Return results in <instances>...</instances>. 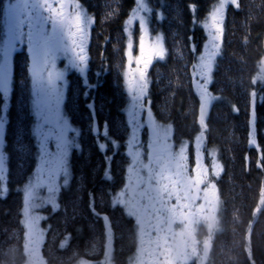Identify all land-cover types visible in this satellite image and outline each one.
I'll list each match as a JSON object with an SVG mask.
<instances>
[{
	"label": "trees",
	"instance_id": "1",
	"mask_svg": "<svg viewBox=\"0 0 264 264\" xmlns=\"http://www.w3.org/2000/svg\"><path fill=\"white\" fill-rule=\"evenodd\" d=\"M216 1L148 0L152 11L149 28L162 34L165 54L148 71L147 99L154 119L170 127L175 147L191 145L203 129L205 154L214 153L222 166L220 177L214 179L219 192L220 230L210 242L205 264H264V0H238L224 12L209 87L214 101L201 123L192 71L206 39L202 23ZM5 2L0 0V44ZM83 3L94 17L86 77L99 86L89 90L87 99L82 78L71 81L68 88L63 112L79 130L76 143L80 147L70 153V179L60 187L56 209H41L46 236L40 253L45 264L101 259L105 218L114 243L112 261L124 264L134 250L133 228L112 202L124 186L129 165L124 152L130 98L123 84V22L135 1ZM25 59L24 50L13 56L14 88L3 146L8 171L7 193L0 195V264L25 262L21 188L37 157ZM260 69L263 74L258 78ZM98 71L99 77L95 75ZM92 102L94 113L86 106ZM99 142L108 143L107 154L112 156L108 179Z\"/></svg>",
	"mask_w": 264,
	"mask_h": 264
},
{
	"label": "rangeland",
	"instance_id": "2",
	"mask_svg": "<svg viewBox=\"0 0 264 264\" xmlns=\"http://www.w3.org/2000/svg\"><path fill=\"white\" fill-rule=\"evenodd\" d=\"M135 5L129 11L127 18L124 20L123 33L125 34V70L123 72V84L127 93V83L125 76L130 78L132 83V97L134 98V115L132 121L129 123L127 109L131 105V97L129 104L126 107V120L128 124V138L124 152L128 158L129 165L125 171L124 186L114 195L112 205L118 206L122 209L124 216L130 221L133 228L134 250L124 264H205L208 259L210 251V242L216 232L220 230L219 224V192L215 183L206 185L205 190H202L201 185L206 184L209 176L214 179L220 177L222 173V166L216 159V155L212 152L206 157L203 149L204 134L203 129L197 135L194 142L191 144L193 162V172L190 168V155L187 150V144H183L175 149L173 140L171 139V129L169 126L161 125L152 116L150 102L146 99V94L149 91V76L148 71L152 64L159 60L164 55V43L162 34L152 33L149 28V16L152 13L148 0H134ZM238 0H217L212 7V10L205 17L202 23V29L205 32V43L201 53L197 55L193 67V85L194 92L197 95L200 106V122H204L207 118V112L210 104L214 101L212 94L209 92L210 83L212 81V71L215 65V58L219 54V47L221 44V23L224 12L229 6L234 7ZM9 6L8 0L4 4V13ZM3 13V34L0 44V60L3 59L2 50L5 47L6 29L5 19ZM92 20H87L84 16L80 21V30H83L82 36L89 39V33L93 26ZM45 27V26H44ZM46 30V27H45ZM67 32V31H66ZM62 35V43L64 46L71 49L72 37L67 32ZM23 39V38H22ZM25 46H22L23 44ZM24 43L16 42V50L13 56L21 50L25 51L27 60V71L30 81V92L32 101V81L29 73V66L31 65V56L28 52L27 41ZM64 53H57L56 65L58 69L64 70L65 75L70 72H76L68 66V57ZM13 68V63L11 64ZM13 73V71H12ZM77 73V72H76ZM78 74V73H77ZM263 74L260 69L258 78ZM82 78V77H81ZM63 84L64 94L61 104V112L66 102L68 87L67 80ZM60 84L61 82H57ZM14 88L13 74H12V88L10 95V102L6 112L8 122V111L11 106L12 90ZM145 94V95H144ZM3 101L0 100V107ZM34 118L35 116L32 112ZM68 120V118H66ZM69 122V121H68ZM7 124V123H6ZM71 125V123H69ZM69 138L77 136L75 133H69ZM35 139V137H34ZM5 139L0 143V154L4 155V173L0 172V195L5 197L6 190V173L7 158L4 151ZM37 146V157L34 168L29 179L22 190V208H21V222L24 229V248L25 254L24 264H45L40 253L41 246L44 244L46 232L42 227V220L44 218L42 210L45 207L56 209L58 204V193L60 187H64L63 179L59 181L53 178L51 181L37 180L34 176L39 160V145ZM51 146V145H50ZM76 148L70 149V153ZM69 153V157H70ZM206 160L209 161V166L205 167ZM69 167V166H68ZM70 176V172H69ZM70 179V177H69ZM69 183V182H68ZM199 186L197 196L193 190ZM47 185V186H44ZM183 190H179L182 189ZM51 189V190H49ZM186 191L192 193L190 201L194 198L198 202L197 209L200 211L201 218L198 217L196 210H182L179 212L177 219H173L171 213L166 214L159 211L162 206L167 209L168 202L180 199L182 202L186 200ZM190 213L192 216L186 218L185 213ZM197 212V214H196ZM182 216H181V215ZM157 215L162 216L164 222L163 228L157 235L149 236L148 233H154L155 225L158 223ZM107 219L104 218V254L101 259L97 261H82L80 264H115L113 259L114 243L111 238V229L108 228ZM171 222V223H170ZM203 224L205 229V236L201 230L200 235L203 236L202 247L190 243L187 233L195 232L196 228ZM171 229L170 243L167 246L166 242L168 233ZM208 235V237H206ZM159 239V241H158ZM158 241L157 244H153ZM157 245V249L154 248Z\"/></svg>",
	"mask_w": 264,
	"mask_h": 264
},
{
	"label": "snow or ice",
	"instance_id": "3",
	"mask_svg": "<svg viewBox=\"0 0 264 264\" xmlns=\"http://www.w3.org/2000/svg\"><path fill=\"white\" fill-rule=\"evenodd\" d=\"M9 6L4 13L6 40L2 50L3 59L0 60V100L3 101L0 107V143L5 135L11 88H12V67L10 58L16 50V42L24 43L26 38L28 52L31 56L29 73L32 81V112L35 116V125L32 134L39 145L40 164L34 174L37 180H49L56 178L63 179L66 186L69 182V153L70 149H78L80 145L75 139L69 138V133L79 135V130L73 128L61 112L63 101V84L65 81L64 70L58 69L56 65L57 53L61 52L68 57V66L76 70L82 77L84 93L87 99L89 90L97 88L98 84H91L87 80L89 57L81 55L75 37L80 30V19L82 12H76L73 17L74 8H79L78 0H8ZM69 8L72 11H69ZM42 13H46L42 14ZM45 24H50V30H45ZM75 29L73 31L72 29ZM26 29V31H25ZM67 29L73 37L72 47L69 49L62 43L61 35ZM100 72H96L97 77ZM127 93L131 97V105L127 109L129 123L134 115V98L132 97V83L130 78L125 76ZM61 82L58 84L57 82ZM94 113V102L86 105ZM93 133L97 129L93 127ZM107 137V132L104 133ZM113 147H118L115 141H111ZM51 145V146H50ZM98 150L106 161V179L110 177V169L107 165L112 159L108 155V143L99 142ZM0 172L4 173V155L0 154ZM47 186V185H44ZM51 190V189H49ZM94 200V197H92Z\"/></svg>",
	"mask_w": 264,
	"mask_h": 264
},
{
	"label": "flooded vegetation",
	"instance_id": "4",
	"mask_svg": "<svg viewBox=\"0 0 264 264\" xmlns=\"http://www.w3.org/2000/svg\"><path fill=\"white\" fill-rule=\"evenodd\" d=\"M84 1H88V0H78V3H79V5H80V7L79 8H74V12H73V17H71L72 19H73V22H74V15H75V13L76 12H82L83 14H82V16H81V19H83L84 18V16L86 17V19L87 20H94V17L91 15V14H89V12H88V10H87V8H86V6H85V4L83 3ZM134 1V0H133ZM69 11L71 12L72 11V9L71 8H69ZM42 14H45L46 15V13H42ZM81 19H80V21H81ZM45 27H46V31L47 30H50V28H51V25L50 24H45ZM73 31H75V29L73 28L72 29ZM25 31H26V29H25ZM67 31V29L62 33V35H64V33ZM68 32V31H67ZM67 32H66V34H67ZM82 33H83V30H79V33H78V35H77V37H75V42H76V45H77V47H78V49L80 50V54L81 55H86V56H88V51H89V43H90V35H89V39H87V38H84V36H82ZM62 35H61V37H62ZM69 35V34H68ZM24 40H26V38H23ZM72 39H73V37H72ZM72 41V40H71ZM26 44L24 43L22 46H25ZM12 55H13V53H12ZM12 55H11V58H10V60L12 59ZM11 62V64L13 63V61H10ZM73 76V77H72ZM81 78V76L79 75V74H77L76 72H70V73H67L66 75H65V78H66V80H67V87L69 88V86H70V83H71V81H73L74 79H76V78ZM67 88V89H68ZM145 95V94H144ZM146 99H147V94H146V97H145ZM182 146V145H181ZM187 150H189V155H190V168H189V171L190 172H193V162H192V160H191V156H192V149H191V145H189V144H187ZM175 147V146H174ZM177 147H180V146H176L175 147V149L177 148ZM207 155H208V153H206V157H207ZM208 158V157H207ZM208 167L209 166V161L208 160H206V162H205V167ZM210 177V179H208L207 181V183L206 184H203V185H201V188H202V190H205V187H206V185L208 184V185H210V184H213V183H215V181H214V178H213V176L211 175V176H209ZM216 185V184H215ZM199 186H200V184L198 185V187H196L194 190H193V192H195V197L197 196V191H198V189H199ZM179 190H183V188L182 189H179ZM200 190V189H199ZM186 193V200H185V202H182L180 199H176L175 198V200H172V201H169L168 202V206H167V209H164L162 206H160L159 207V211H161L162 213H164V214H166V212H167V214L168 213H171L172 215H173V219H177V217L179 216V212H181L182 213V210L184 209V210H190V209H193V210H196L197 212H198V217L199 218H201V216L202 215H200V211H198V209H197V207L196 206H198V202L193 198L191 201H190V199H191V197H192V193H190V191H186L185 192ZM197 212H196V214H197ZM186 214V218H190L191 216H192V214H190V213H185ZM181 215V214H180ZM182 216V215H181ZM157 220H158V223L155 225V230H153V232L154 233H148V235L149 236H151V235H157L158 234V232L159 231H161V229L163 228V225H164V222H162V220H163V218H162V216H160V215H157ZM171 223V222H170ZM201 230L203 231V233H204V235L203 236H205L206 234H205V229H204V226H203V224H201V226H199V227H197L196 228V230H195V232H192L191 230H190V232H188L187 233V235L186 236H188V239H189V241H190V243H193V244H195V245H197L198 243H199V246L200 247H202V244H203V236L202 235H200V232H201ZM171 231V229H169L168 231H167V235L165 236V237H167V242H166V245L168 246L169 245V243H170V234H169V232ZM206 237H208V235L206 236ZM158 241H159V239H158ZM158 241H154L153 242V244H157L158 243ZM156 247H154V248H156L157 249V245H155ZM198 246V245H197Z\"/></svg>",
	"mask_w": 264,
	"mask_h": 264
}]
</instances>
